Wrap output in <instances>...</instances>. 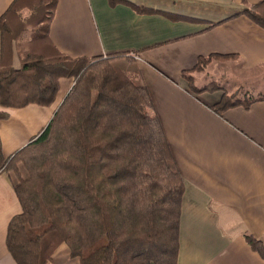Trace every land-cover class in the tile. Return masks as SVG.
I'll list each match as a JSON object with an SVG mask.
<instances>
[{
  "label": "crops",
  "instance_id": "crops-1",
  "mask_svg": "<svg viewBox=\"0 0 264 264\" xmlns=\"http://www.w3.org/2000/svg\"><path fill=\"white\" fill-rule=\"evenodd\" d=\"M14 0H0V18ZM264 0H57L49 40L74 59L115 56L124 75L146 88L141 115L161 124L183 180L176 264H264L245 235L264 241V99L225 110L220 90L193 93L214 58L246 68L264 64V29L242 15ZM0 32V57H1ZM120 57V58H119ZM213 59L194 70L199 59ZM14 69L20 61L14 59ZM197 84L199 86H197ZM72 82L59 80L55 101L0 111L5 158L48 124ZM228 95V94H227ZM14 180L0 173V264H16L6 247L10 220L21 213ZM50 264H80L58 244Z\"/></svg>",
  "mask_w": 264,
  "mask_h": 264
},
{
  "label": "trees",
  "instance_id": "trees-1",
  "mask_svg": "<svg viewBox=\"0 0 264 264\" xmlns=\"http://www.w3.org/2000/svg\"><path fill=\"white\" fill-rule=\"evenodd\" d=\"M22 2L14 0L0 18V60L2 20ZM45 2L51 5L48 21L44 34L35 37L52 55L46 63L40 56H26L19 69L10 59L0 75V107L50 106L58 79L74 75L77 80L29 144L5 158L0 141V173L16 171L14 192L21 207L7 227V250L16 264H50L44 239L56 235L53 250L65 244L80 264H176L183 180L159 120L140 113L151 106L149 94L113 66L116 55L69 61L57 51L48 36L57 0ZM242 15L264 29V1ZM53 55L59 60L50 59ZM209 59H199L194 70ZM53 65L68 73L53 77ZM184 77L193 93L210 91ZM263 99L241 101L222 94L211 110L221 115ZM7 118L0 111V120ZM244 240L264 260V241L248 234Z\"/></svg>",
  "mask_w": 264,
  "mask_h": 264
},
{
  "label": "rangeland",
  "instance_id": "rangeland-1",
  "mask_svg": "<svg viewBox=\"0 0 264 264\" xmlns=\"http://www.w3.org/2000/svg\"><path fill=\"white\" fill-rule=\"evenodd\" d=\"M20 6L22 7H20L18 11L6 16V18L2 20V24L4 25V53L0 60V75L7 70L6 68H8L10 59L12 61H14V59L21 61L26 56H40L42 61H48L46 56L49 54L50 57L53 52L48 49L44 44L45 42H37L35 37L44 34V27L45 23L48 21V11L51 9V5L49 4L47 6L45 0H23ZM50 59L59 60V57L53 55ZM67 59L73 61L77 58L72 59L68 57ZM115 59L116 58L112 59L111 63L117 68V70L121 71V67L118 64H115ZM214 59L213 67L208 68L204 74L200 73L198 75L199 79H202L199 83L201 86L199 88L204 89L206 87L210 91L223 88L229 96H237L241 101L264 98V64L255 68H246L243 66V63L232 59L231 57H216ZM212 60L213 59H209L202 66ZM47 61H44L43 63H46ZM55 68H57V66L53 65L52 70L50 69L53 71V77H56L57 74H63V72L68 73V71L63 70L62 68ZM39 74L36 73V79L40 78L41 75ZM122 74L124 75L123 72ZM79 75L80 74L77 76ZM73 77L58 79L57 86L59 87V80L61 79L71 81L73 86L74 82L77 80L76 77ZM185 78L188 79L187 77ZM30 81L31 79L26 80V82ZM199 85L197 84V86ZM18 98L19 97H17V99ZM17 169L20 171L21 167H17ZM9 172L11 178L16 179V171L12 169L9 170ZM20 175L22 177L25 176L23 171H20ZM44 240L45 256H49L50 259L51 254L54 251L53 248L59 241L56 238V235L48 236Z\"/></svg>",
  "mask_w": 264,
  "mask_h": 264
}]
</instances>
